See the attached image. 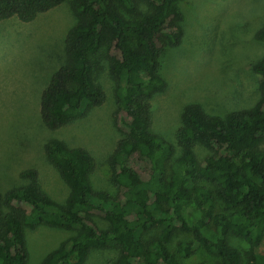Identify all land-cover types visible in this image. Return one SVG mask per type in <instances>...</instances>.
<instances>
[{"label": "trees", "instance_id": "1", "mask_svg": "<svg viewBox=\"0 0 264 264\" xmlns=\"http://www.w3.org/2000/svg\"><path fill=\"white\" fill-rule=\"evenodd\" d=\"M65 1L0 0V22L31 23ZM74 2L78 20L64 40V63L42 91L40 118L55 131L102 106L107 95L93 60H104L121 132L107 161L115 193L94 189L96 161L89 151L48 141L43 152L69 194L63 203L52 199L34 169L20 173L24 185L0 192V264H28L25 230L39 226L75 232L42 264H85L91 252L108 248L118 250L108 264H181L179 257H191L198 247L222 264H264L258 253L264 246V59L253 65L260 79L254 107L219 117L198 104L185 106L175 157L174 146L152 132V101L168 87L162 76L166 53L183 42L184 0ZM256 39L264 42V27ZM197 145L211 155L199 161ZM188 205L201 215L192 226L183 215ZM95 214L108 229L96 226ZM209 224L216 240L203 234ZM177 230L192 240L174 252ZM231 237L245 240L250 250L243 255Z\"/></svg>", "mask_w": 264, "mask_h": 264}, {"label": "rangeland", "instance_id": "2", "mask_svg": "<svg viewBox=\"0 0 264 264\" xmlns=\"http://www.w3.org/2000/svg\"><path fill=\"white\" fill-rule=\"evenodd\" d=\"M184 38L179 47L169 49L162 61L166 91L152 101V132L180 150L176 133L185 106L198 104L211 116L224 117L233 111L254 107L260 99V79L253 65L264 59V42L256 39L264 27V0H184ZM74 0L41 14L31 23L16 18L0 22V192L24 185L20 173L34 169L47 194L65 202L69 188L48 163L43 152L50 140H60L69 147L91 153L96 169L91 175L95 190L115 193L107 161L121 139L116 117L114 83L104 60H93L96 81L105 90L106 102L91 109L85 117L59 130L47 129L40 118V98L54 72L64 63V40L77 23ZM199 161L211 155L202 145L195 147ZM219 212L226 213L222 206ZM189 226L200 219L194 205L184 208ZM93 221L100 230L109 224L99 215ZM28 264H42L43 259L63 241L75 235L48 226L26 228ZM203 234L216 240L212 224ZM189 233L177 230L171 248L190 242ZM230 243L243 255L249 245L231 237ZM259 254L264 256V246ZM118 250L108 248L91 252L85 264H108ZM179 257V256H178ZM181 264H222L221 260L198 247L189 258L179 257Z\"/></svg>", "mask_w": 264, "mask_h": 264}]
</instances>
